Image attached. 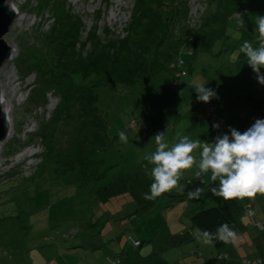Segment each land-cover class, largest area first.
Listing matches in <instances>:
<instances>
[{
	"label": "rangeland",
	"instance_id": "374dc122",
	"mask_svg": "<svg viewBox=\"0 0 264 264\" xmlns=\"http://www.w3.org/2000/svg\"><path fill=\"white\" fill-rule=\"evenodd\" d=\"M174 1L179 9L186 7L189 18V23L186 18L174 28L185 20L194 27L198 23L194 9L205 14L210 7L209 0H167ZM135 3L5 0L14 14L4 36L8 56L0 64V96L4 98L0 106L5 115L8 110L10 120L0 141V264H242L244 258H264V195L224 200L213 192L219 181L212 180L210 173L198 174L194 166L184 170L171 191L151 200L143 196L152 178L142 158L155 150L158 133L164 132L170 146L177 142V134L214 142L206 109L213 105L228 129L219 130L221 136L231 128L243 132L256 119H264V85L239 57L240 46H233L238 34L233 29L226 43L218 41L193 57L183 52L186 68L192 65V70L175 86L163 82L146 90L140 84L128 93H119L120 87L101 91L97 105L107 114L109 134L115 141L100 153L109 168L98 189L66 184L68 179L45 168L50 131L64 127L53 121L60 96L42 87L39 68L27 66L28 48L47 49L58 13L71 14L82 22L77 49L86 55L93 39L104 42L125 34ZM13 6L19 11H12ZM203 83L216 93L207 103L198 101L195 91ZM134 116L137 124L128 128L126 123ZM44 131L47 140L41 136ZM58 131L57 144L67 146L70 137ZM121 132L126 142L120 139ZM193 155L198 163L199 150ZM195 175L204 183L196 182L186 191V181ZM224 202L235 211L239 239L216 249L203 244L201 233L191 229L190 215ZM138 241L141 244L135 246Z\"/></svg>",
	"mask_w": 264,
	"mask_h": 264
},
{
	"label": "trees",
	"instance_id": "16d2710c",
	"mask_svg": "<svg viewBox=\"0 0 264 264\" xmlns=\"http://www.w3.org/2000/svg\"><path fill=\"white\" fill-rule=\"evenodd\" d=\"M209 1V9L198 17L194 27L185 20L184 25L174 28L176 22L187 18L186 7L179 9L175 1L136 0L125 34L121 37L109 34V40L104 42L93 39L86 55L77 49L82 28L80 18L58 13L53 33L47 39V49L33 46L26 52L27 66L39 68L42 87L54 89L60 96L53 121L64 127L60 130L58 125L56 133L59 130V135L64 133L70 137L67 146L60 147L56 133L50 131L51 142L46 146L44 160L46 169L68 179L66 184L89 191L98 189V182L105 178L104 170L109 168L104 166L101 152L112 147L115 141L109 134L108 116L97 105L104 88L120 87L119 93H128L140 84L143 90L157 88L163 82L175 86L192 70V65L186 68L182 53L193 57L197 51H208L218 41L226 43L231 36L230 29L238 34L233 46L241 47L245 40L258 46L256 21L259 15H264V0ZM187 20L189 23V18ZM86 38L92 37L87 33ZM239 57L247 61L241 52ZM217 107L206 108L210 114L209 129L215 133V138L221 136L219 130H228L217 117ZM137 121L134 116L126 125L133 128ZM212 123H217L218 127H212ZM47 134L44 131L41 136L46 138ZM199 177L195 175L186 181L184 189L188 191L196 182L203 184ZM225 222L235 230L239 227L235 211L228 202L199 208L190 215L191 229L200 233L214 231ZM140 244L138 241L135 246ZM225 245L217 241L212 246L220 249Z\"/></svg>",
	"mask_w": 264,
	"mask_h": 264
},
{
	"label": "clouds",
	"instance_id": "9594fccd",
	"mask_svg": "<svg viewBox=\"0 0 264 264\" xmlns=\"http://www.w3.org/2000/svg\"><path fill=\"white\" fill-rule=\"evenodd\" d=\"M11 10L19 11L15 6ZM256 29L258 46L254 47L251 41L245 40L240 52L247 57V64L256 74L258 83L264 85V74H261L264 68V15L258 16ZM204 84L195 91L197 100L207 103L216 93ZM3 99L0 96V102ZM119 135L122 141H127L124 132ZM177 136V142L170 146L164 132L158 133L155 136V150L143 156L146 162L143 167L152 178L149 191L143 194L145 199L160 197L177 187L184 170L194 166L198 168L199 174L210 173L212 180L219 181L213 192L224 200L264 195V119H256L243 132L231 128L229 133L211 143L200 139L193 141L187 135ZM195 150H199L198 163L193 155ZM238 239V232L227 222L216 226L214 231L203 230L201 233V242L205 245H214L217 241L235 243Z\"/></svg>",
	"mask_w": 264,
	"mask_h": 264
},
{
	"label": "water",
	"instance_id": "95a60500",
	"mask_svg": "<svg viewBox=\"0 0 264 264\" xmlns=\"http://www.w3.org/2000/svg\"><path fill=\"white\" fill-rule=\"evenodd\" d=\"M5 0H0V64L7 58L9 46L4 38L13 20L12 12L7 10ZM6 135L5 115L0 106V141Z\"/></svg>",
	"mask_w": 264,
	"mask_h": 264
},
{
	"label": "built area",
	"instance_id": "2783aa9c",
	"mask_svg": "<svg viewBox=\"0 0 264 264\" xmlns=\"http://www.w3.org/2000/svg\"><path fill=\"white\" fill-rule=\"evenodd\" d=\"M202 12L203 11L198 12V8L194 9V12H193L194 18H196V17L198 18ZM216 125H218V124L217 123H212V127L215 128ZM198 174H199V172H198ZM241 263L242 264H264V260L260 257V258H257L255 260V262H252L249 259H245L244 258V259H242Z\"/></svg>",
	"mask_w": 264,
	"mask_h": 264
},
{
	"label": "bare ground",
	"instance_id": "6f19581e",
	"mask_svg": "<svg viewBox=\"0 0 264 264\" xmlns=\"http://www.w3.org/2000/svg\"><path fill=\"white\" fill-rule=\"evenodd\" d=\"M0 104L2 105V103L0 102ZM2 108H3V105H2ZM5 115V114H4ZM10 120H9V112L8 110H6V115H5V124L8 123Z\"/></svg>",
	"mask_w": 264,
	"mask_h": 264
},
{
	"label": "crops",
	"instance_id": "0c3cea01",
	"mask_svg": "<svg viewBox=\"0 0 264 264\" xmlns=\"http://www.w3.org/2000/svg\"><path fill=\"white\" fill-rule=\"evenodd\" d=\"M257 257H260V256H257ZM224 264H229V263H224Z\"/></svg>",
	"mask_w": 264,
	"mask_h": 264
}]
</instances>
